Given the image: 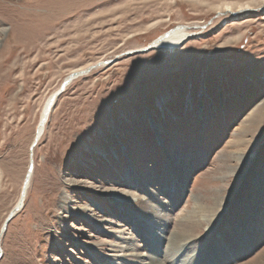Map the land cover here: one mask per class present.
<instances>
[{"label": "rangeland", "instance_id": "obj_1", "mask_svg": "<svg viewBox=\"0 0 264 264\" xmlns=\"http://www.w3.org/2000/svg\"><path fill=\"white\" fill-rule=\"evenodd\" d=\"M256 2L0 0V230L34 168L0 264H137L112 257L117 230L162 264H264V7L219 11ZM179 26L180 48L137 53ZM102 62L58 96L32 150L47 99ZM122 192L166 210L169 229L199 217L197 238L151 252L159 219Z\"/></svg>", "mask_w": 264, "mask_h": 264}, {"label": "bare ground", "instance_id": "obj_2", "mask_svg": "<svg viewBox=\"0 0 264 264\" xmlns=\"http://www.w3.org/2000/svg\"><path fill=\"white\" fill-rule=\"evenodd\" d=\"M256 3H253L256 6L254 8L250 4H245V5L224 4V6H222V8L219 9V11L221 13H223V14H239L241 12H246V11H250V10H253V9H257L258 7L260 9H262V7H264V0H260V2H256ZM188 29L189 28L184 27V26H179L177 28H174L170 32H168V33H166V34L158 37L156 40H154L152 42V44L150 46H152V49H158V50H160L162 52H171V51H174V50L180 48V46L182 44H184V42L188 38H190L192 36V35H190ZM137 52H139V51H137ZM89 68H91V67H89ZM85 70H87V69H85ZM85 70H82V71H79V72H76V73L74 72V74H71L68 77H66L64 79V81L62 82L61 86L58 88V90L55 91L47 99V101H46V103H45V105L43 107V110L41 112V118H40V121H39L37 130H36L35 137H34V140L32 142V145L35 144V146H36L38 144V142L41 140L42 136L44 135L45 127H46V124L48 122L50 113L52 112L54 103H55L56 99L58 98V96L62 93V92L61 93L59 92L60 89H61V87L66 82H68V80L73 75H75L77 73H80V72H83ZM68 85L69 84H67L65 86L64 90L66 89V87ZM58 92L60 94H58ZM152 129H154L155 132H156L157 131V126L156 127L155 126L152 127ZM159 142H161V141H159ZM35 146L32 148V150L35 148ZM174 163H175L174 165L176 167V170L175 171H177V172L180 171V169H179L180 160L175 158ZM29 164L30 165L28 167V171H27V174H26L25 179H24V183H23V187H22V191H21V194H20L19 201L16 204V206L12 209V211H11V213L9 215V216H12V218L10 219V221L24 207V203H25V200H26V197H27V194H28V190H29V187H30V182H31L32 175H33V170H34V168H33V162L31 161ZM143 189H145V187H143ZM149 193H150V191H149ZM119 194H121V195H119V197H122V198L115 197V200L118 203L123 204V206L125 208L127 207V209L131 213H133L134 214L133 216H135L136 218L139 217V216H142V218H145L146 217L145 215L146 214H149L150 216L151 215H155L159 219V223L156 222L154 224L153 223L154 221H151V223H150L151 228L154 227V229H155V227H156V230L158 231V232H154V234L156 236H158V238L155 235H152V237H151L152 240H155L153 242L155 246L154 247L151 246V248L149 247L151 252H153V251L159 252L158 248L156 249V247H157V245H159V243H162V240H164L165 241V244H164L165 246L163 248L165 249V251H168L169 253H172L173 250H176L173 253V255H176L177 253H180V251H182L183 249H185V245L187 243H189L192 240H194V239L197 238V235H195L193 233V231L195 230V228H198L202 224L201 223V219L199 217L196 216L197 217L196 218L195 215H191V213H188L187 215H184L183 218L175 219L176 221L172 225L173 226L172 229H169V226H170V223L171 222H169V225L167 224V222H168V219H167L168 216H167L166 210H165V212H164L163 215H161V216L160 215H157L156 212L158 211V206H156V205H154V206L153 205H150V202H152V201L149 202L148 201L149 198L148 199H144L141 196H137V195L132 194L130 192H122V193H119ZM150 197H152V196H150ZM117 199L118 200H121V202L118 201ZM153 201H154V199H153ZM164 207L167 208L166 205H164ZM168 207H170V206H168ZM168 209L169 208H167V210ZM225 212H226V210H223L222 211V214L225 213ZM262 213L264 215V212H262ZM192 214H195V213H192ZM131 218L134 219L133 217H131ZM4 223L2 224L1 230H0V242H1V239H2V237L4 235V233L6 232V230L3 232ZM208 228H210V226ZM124 232L125 231H123V230H117V231H115V234L118 235L117 238H118L119 243H116V242L108 243L109 246H110V248H109L110 251H112V252L115 253V254H113L114 256H112V257L117 258V259H120V258H131V260L133 258H140L139 260H137V262H136L137 264H162L161 262L163 260L160 262V260L158 258L160 254L156 253V254H153L152 255V254H149L147 252H136L135 251V248H132V246H127V240H126V238L125 239L123 238V233ZM205 232H206V230H205ZM195 254H193V255H195ZM0 257H1V255H0ZM184 259L182 258L181 261L182 262L189 261V257L188 258H184ZM175 264H177V263H175Z\"/></svg>", "mask_w": 264, "mask_h": 264}, {"label": "water", "instance_id": "obj_3", "mask_svg": "<svg viewBox=\"0 0 264 264\" xmlns=\"http://www.w3.org/2000/svg\"><path fill=\"white\" fill-rule=\"evenodd\" d=\"M152 49V46H148L146 49H143L142 51H139V52H137V53H142V52H147V51H150ZM128 54H130V53H128ZM127 54V55H128ZM115 60H113V61H111V62H114ZM111 62H108V63H98V64H96V66H93V67H91V68H89V69H87V70H85V71H83V72H80V73H77V74H75V75H73L69 80H68V82H66L62 87H61V89H60V93L61 92H63V90H64V88H65V86L67 85V84H69L72 80H74V79H77V78H79V77H82V76H86V75H88L93 69H95V68H98V67H101V66H105V65H107V64H109V63H111ZM58 92V94H60ZM35 146V144H33L32 146H31V149L33 148ZM12 218V216H9L7 219H6V221H5V223H4V226H3V232L6 230V228H7V226H8V224H9V222H10V219Z\"/></svg>", "mask_w": 264, "mask_h": 264}]
</instances>
